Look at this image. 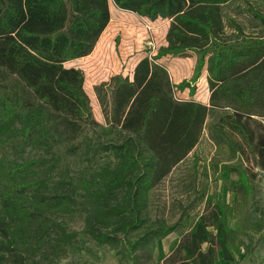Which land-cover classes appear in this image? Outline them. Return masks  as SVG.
Wrapping results in <instances>:
<instances>
[{
  "label": "trees",
  "instance_id": "obj_1",
  "mask_svg": "<svg viewBox=\"0 0 264 264\" xmlns=\"http://www.w3.org/2000/svg\"><path fill=\"white\" fill-rule=\"evenodd\" d=\"M109 1L0 0V264H44L50 252L72 247L76 232L55 222L53 237L52 217L71 214L81 201L87 234L99 245L124 249L132 264L150 242L183 229L186 206L173 223L149 222L146 208L155 184L200 141L209 109L177 100L174 89H189L193 96L205 65L213 89L211 104L223 97L235 109L222 121L243 138L255 166L264 169V126L255 131L249 124L254 116H264V35H244L233 16L229 25L236 34H225L222 9L234 0H111L118 9L151 21L172 19L168 44L138 62L132 81L114 78L109 104L105 84L100 85L98 96L104 111L109 106V123L126 133L120 141L97 143L114 156L115 164L105 165L90 179H50L62 159L54 149L63 147L71 155L94 144L83 135L87 127L98 125L83 71L65 63L92 52L111 20ZM253 17L256 26H264L263 13L255 10ZM189 51L197 55L194 72L175 85L157 60L188 57ZM229 78L232 87H217ZM158 143L163 145L160 155L145 154L147 146ZM28 148L51 154L54 168L43 169L45 156L27 160ZM213 167L217 173L237 174L231 189L247 195L254 190L255 173L241 158ZM205 204L206 211L194 229L181 236L165 264L239 262L230 226L232 209L213 196H207ZM142 229V235L129 237Z\"/></svg>",
  "mask_w": 264,
  "mask_h": 264
},
{
  "label": "rangeland",
  "instance_id": "obj_2",
  "mask_svg": "<svg viewBox=\"0 0 264 264\" xmlns=\"http://www.w3.org/2000/svg\"><path fill=\"white\" fill-rule=\"evenodd\" d=\"M229 5L222 9L226 35L233 38L236 34L229 25L231 16L240 23L244 35L251 37L264 35V26H256L254 22L257 21H254L253 17L255 10L264 14V0H234ZM109 8L111 20L92 52L88 56L65 63L68 68L73 67L83 71L84 89L90 98L94 118L98 122L95 127H87L83 135L87 142L92 141L94 144H90L88 150L82 147L79 153L71 155L66 154L63 147L60 150L54 149L57 155L62 157L61 163L55 168L53 161L49 159L51 154L43 150L28 148L25 154L27 160L44 156L48 158L47 166L40 168L46 169L52 166L54 168L50 173L52 180L60 177L74 180L90 179L105 165L115 164L114 156L110 152L101 151L97 143L100 139L120 141L122 135L126 133L121 132L119 126L112 127L113 125L109 123V106L107 112L104 111L98 96L100 85L105 84L104 99L109 104L111 90L115 84L114 78L121 75L132 81L137 62L146 56L151 58L162 46L168 44L167 34L172 19L151 21L135 13L118 9L111 0ZM189 56L190 58H181L167 55L157 61L167 68L172 83L176 85L185 79H190L193 74L197 56L191 51ZM174 91V97L182 101L195 102L209 97L206 85L197 90V96H191L188 89L185 91L174 89ZM228 112L235 113V109L232 108ZM206 121L207 128L200 144L165 178L155 184L149 193L146 208L149 222L166 219L169 223H173L179 219L183 207L186 206L188 216L185 218V227L140 249L135 264H165V259L176 247L181 236L193 230L198 216L206 211L207 196L223 201L232 209L230 216V226L234 230L232 240L240 249V253L236 255L239 261L237 264H264V169L255 166L253 153L246 147L243 138L228 129L223 131L224 133H219L217 137L219 142L216 144L209 135L207 118ZM223 122L220 121L218 125L224 129L226 124ZM249 124L255 131H258L259 125L264 126L258 117L251 118ZM162 152L163 145L159 143L147 146L145 150L146 155L154 157ZM240 158L244 166L255 173L252 177L254 190L249 195L241 189L237 191L229 187L230 182L237 179V174H220L215 172L213 167L215 163H238ZM78 200L82 199L78 198ZM52 220L53 237L58 230L54 225L57 222L68 231L76 232L77 237L72 247L50 252L48 259H44V264H132L124 249L116 250L99 245L87 234L82 201L71 214H56ZM142 234L143 229L130 234L129 237L133 239ZM36 259L39 260V257ZM216 264L229 263L220 260Z\"/></svg>",
  "mask_w": 264,
  "mask_h": 264
},
{
  "label": "crops",
  "instance_id": "obj_3",
  "mask_svg": "<svg viewBox=\"0 0 264 264\" xmlns=\"http://www.w3.org/2000/svg\"><path fill=\"white\" fill-rule=\"evenodd\" d=\"M145 19H147V18H145ZM191 52L193 54H195V52H193V51H191ZM183 58H190V56L188 55V57H183ZM196 61H197V57H196ZM196 61H195V65H196ZM138 62H137V64H138ZM158 63H160V62H158ZM194 68H195V66H194ZM134 70H135V68H134ZM193 72H194V69H193ZM168 73L170 74L169 71H168ZM230 78L227 79L224 82H219L218 85H217V87L218 86L219 87H228V88L229 87H232L231 85L234 84V83L232 82V79H230ZM170 79H171V77H170ZM208 79H209V73H208V70H207V66L205 65L204 68H203L202 74H201L199 80L196 82V85L195 86H196V92H197L198 89H200L201 87H203L204 85H206V87L209 90V97L206 98V99H202V100L201 99L200 100H195V102L200 103V104L205 105V106L208 107L209 114H208L207 120L209 121V126L211 125L210 127L208 126L209 135L213 138V141L216 142V144H218L219 139L217 137H218L219 133H221V130H226L227 129V127L226 128L224 127V129L221 128L220 125H218V124L220 123V121H222V118L223 117H225L226 115H228L227 113H231V112H228V110H230L231 108H229L228 104L225 102L226 100L223 97L220 98V99H218L217 101H215V106L211 104V96H212L213 89L210 88V84H209ZM245 79L248 80V77H245ZM188 91H189V89H188ZM196 92H195V94L193 96H197L198 93H196ZM260 118H262V119H260ZM258 119L264 123V116L258 117ZM207 124L208 123L206 121L205 122V125H204L205 127L203 128V131H202L201 138H202V136L204 134V131H206ZM201 138H200V140H201ZM213 141H211V142H213ZM198 144H200V141L196 144V146ZM196 146L194 147V149L196 148ZM223 163H226V162H223ZM221 173H228V172H220V174ZM223 262H225V261H223Z\"/></svg>",
  "mask_w": 264,
  "mask_h": 264
}]
</instances>
